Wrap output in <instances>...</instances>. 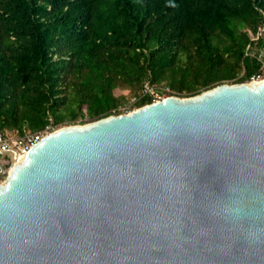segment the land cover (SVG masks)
Returning a JSON list of instances; mask_svg holds the SVG:
<instances>
[{
	"label": "water",
	"instance_id": "water-1",
	"mask_svg": "<svg viewBox=\"0 0 264 264\" xmlns=\"http://www.w3.org/2000/svg\"><path fill=\"white\" fill-rule=\"evenodd\" d=\"M260 70L0 153V264H264Z\"/></svg>",
	"mask_w": 264,
	"mask_h": 264
},
{
	"label": "trees",
	"instance_id": "trees-1",
	"mask_svg": "<svg viewBox=\"0 0 264 264\" xmlns=\"http://www.w3.org/2000/svg\"><path fill=\"white\" fill-rule=\"evenodd\" d=\"M261 28L264 0H0V133L246 83L264 74Z\"/></svg>",
	"mask_w": 264,
	"mask_h": 264
},
{
	"label": "built area",
	"instance_id": "built-area-1",
	"mask_svg": "<svg viewBox=\"0 0 264 264\" xmlns=\"http://www.w3.org/2000/svg\"><path fill=\"white\" fill-rule=\"evenodd\" d=\"M264 34V29L261 28L258 37ZM150 93V89L144 90V93ZM161 100V99H160ZM156 102V100H154ZM86 124V123H85ZM83 125V124H77ZM55 130L51 127H46L44 130L36 132L34 134L25 135L24 137L9 138L0 133V153H3V158L1 160L2 168L6 171L10 170L14 165V160L12 159V153L14 152L15 157H23L26 152L31 149L36 143H38L42 138L48 134L54 132ZM10 166V169H6ZM5 174L3 175V177Z\"/></svg>",
	"mask_w": 264,
	"mask_h": 264
},
{
	"label": "rangeland",
	"instance_id": "rangeland-1",
	"mask_svg": "<svg viewBox=\"0 0 264 264\" xmlns=\"http://www.w3.org/2000/svg\"><path fill=\"white\" fill-rule=\"evenodd\" d=\"M263 79H264V74H262L260 72L259 75H258V77H256V79L254 81H256L258 83V82L262 81ZM250 82H251V80L248 81V82H246L245 84H249ZM225 84H227V83H225ZM150 91H152V90H150ZM165 92L168 93L169 90L168 89H165ZM118 94H123V95H127L128 96V91H116V95H118ZM151 94H153V96H154V98H155L156 101H160V99L162 100V99L168 97L167 94L161 95V94L156 93V92H153V91L151 92ZM133 103H134V98H129L128 99V102H126L125 105L121 108L122 114H127L129 112H132L133 110H136V109H134L132 107V104ZM77 124H80V120L76 124H74V125H77ZM51 128L54 129V130H56L53 127H51ZM7 136L9 138H17V136H15L14 133L13 134H8ZM0 158H1V155H0ZM6 169H10V166H7ZM3 178H5V176Z\"/></svg>",
	"mask_w": 264,
	"mask_h": 264
},
{
	"label": "bare ground",
	"instance_id": "bare-ground-1",
	"mask_svg": "<svg viewBox=\"0 0 264 264\" xmlns=\"http://www.w3.org/2000/svg\"><path fill=\"white\" fill-rule=\"evenodd\" d=\"M256 82V81H255ZM257 83V82H256ZM259 83V82H258ZM23 157H18V158H15L14 160V165L17 164V163H20L22 161Z\"/></svg>",
	"mask_w": 264,
	"mask_h": 264
}]
</instances>
